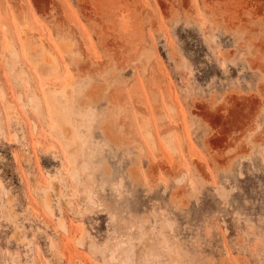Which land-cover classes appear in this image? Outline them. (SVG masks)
<instances>
[{"label":"rangeland","instance_id":"374dc122","mask_svg":"<svg viewBox=\"0 0 264 264\" xmlns=\"http://www.w3.org/2000/svg\"><path fill=\"white\" fill-rule=\"evenodd\" d=\"M0 264H264V0H0Z\"/></svg>","mask_w":264,"mask_h":264},{"label":"bare ground","instance_id":"6f19581e","mask_svg":"<svg viewBox=\"0 0 264 264\" xmlns=\"http://www.w3.org/2000/svg\"><path fill=\"white\" fill-rule=\"evenodd\" d=\"M23 32V31H22ZM27 34V33H26ZM33 35V34H32ZM30 36V35H29ZM35 40V39H34ZM33 39H30V37H27L26 36V39H25V42H24V48H25V52H24V54H26V51H27V53H28V55L26 54V56H28V58H30V59H32L33 60V62L35 63L34 64V66L36 65L37 66V68L39 67V65L41 64H44V65H46L48 68H46V71L47 70H50L51 72L53 71L54 72V70L56 69H58L57 67V65L55 64L56 62H55V60L53 59V56H51V54H49V51L47 52L46 50V48H43V47H45V46H43L42 47V44H41V42L39 41L38 43H36L38 40H35L34 41ZM46 49V50H45ZM29 52H30V54L32 55V54H34L32 57H31V55L29 54ZM56 55V54H55ZM34 56H36L37 58H35ZM51 56V57H50ZM57 58V57H56ZM29 59V60H30ZM36 59V60H35ZM35 60V61H34ZM32 62V61H31ZM43 65V66H44ZM46 66H44V68L46 67ZM42 67V66H41ZM40 67V68H41ZM44 68H43V70H44ZM39 69V68H38ZM42 71V70H41ZM44 72L46 75H47V72H48V74L50 73V71H47V72ZM43 73V74H44ZM51 74H53V73H51ZM29 81V80H28ZM31 84V83H30ZM53 86V85H52ZM55 87V86H54ZM47 88V87H46ZM50 89H52V88H50ZM55 89V88H54ZM54 89L53 90H51L52 92H48L47 91V95H46V98H47V101H48V103H47V107H48V111H49V113H50V115H51V118H52V122H51V128L53 129V130H55V131H57V133H59L58 132V130L60 131V133H61V135H62V137H63V139H66L65 137V135H66V131L67 130H62V126H60L59 125V121L57 120V114H55V111H57L56 110V105H57V107H58V103L56 104L55 103V101H54V97H55V94L56 95H58V96H61V98H65V97H67V95L69 94V96L71 95V91L72 90H70V89H65V91L64 90H62L61 89V91H59L58 89V91L57 92H54ZM47 90V89H46ZM48 90H49V88H48ZM50 91V90H49ZM54 92V93H53ZM37 93V92H36ZM35 93V94H36ZM38 95V94H37ZM34 99V98H33ZM29 100V99H28ZM56 100V99H55ZM14 109V108H13ZM38 109V108H37ZM15 110V109H14ZM58 112H60V110H59V107H58ZM57 112V113H58ZM59 114V113H58ZM144 128V127H143ZM146 130V129H145ZM71 132V131H70ZM147 132V131H146ZM145 133V132H144ZM151 134V133H150ZM74 135V134H73ZM76 137V136H75ZM71 138V137H70ZM69 138V139H70ZM68 139V138H67ZM72 139V138H71ZM76 140V139H75ZM74 140V141H75ZM68 141V140H67ZM70 141V140H69ZM71 142V141H70ZM75 143V142H74ZM74 143H72L73 145H74ZM80 143V142H79ZM72 144H70L71 145V148H72ZM68 147V146H67ZM75 147H76V144H75ZM80 148V147H79ZM69 149V148H68ZM67 149V150H68ZM76 149V148H75ZM68 151H71V150H68ZM67 151V152H68ZM73 151V150H72ZM69 154H71V153H69Z\"/></svg>","mask_w":264,"mask_h":264}]
</instances>
